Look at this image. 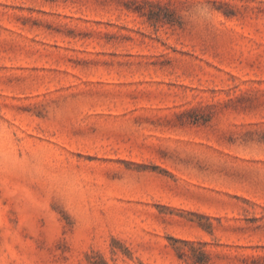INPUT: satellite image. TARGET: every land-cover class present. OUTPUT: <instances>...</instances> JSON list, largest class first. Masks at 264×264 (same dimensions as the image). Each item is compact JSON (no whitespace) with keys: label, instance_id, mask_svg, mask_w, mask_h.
<instances>
[{"label":"rangeland","instance_id":"obj_1","mask_svg":"<svg viewBox=\"0 0 264 264\" xmlns=\"http://www.w3.org/2000/svg\"><path fill=\"white\" fill-rule=\"evenodd\" d=\"M0 264H264V0H0Z\"/></svg>","mask_w":264,"mask_h":264},{"label":"clouds","instance_id":"obj_2","mask_svg":"<svg viewBox=\"0 0 264 264\" xmlns=\"http://www.w3.org/2000/svg\"><path fill=\"white\" fill-rule=\"evenodd\" d=\"M200 14L201 15L205 14V9H200Z\"/></svg>","mask_w":264,"mask_h":264}]
</instances>
